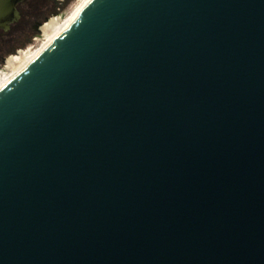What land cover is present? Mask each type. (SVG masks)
I'll return each instance as SVG.
<instances>
[{"label": "water", "instance_id": "95a60500", "mask_svg": "<svg viewBox=\"0 0 264 264\" xmlns=\"http://www.w3.org/2000/svg\"><path fill=\"white\" fill-rule=\"evenodd\" d=\"M0 264H264V0H91L0 91Z\"/></svg>", "mask_w": 264, "mask_h": 264}, {"label": "rangeland", "instance_id": "374dc122", "mask_svg": "<svg viewBox=\"0 0 264 264\" xmlns=\"http://www.w3.org/2000/svg\"><path fill=\"white\" fill-rule=\"evenodd\" d=\"M70 2V7L67 8L65 14L70 12L79 0H70ZM57 6V0H40L33 15L26 14L23 28L13 30L12 37L0 39V56L12 48L15 51L14 54L10 53L6 55L7 59L5 63L0 62V73L6 66L14 63L17 58L26 53L28 48L37 46L39 44L37 39L45 38L47 36V29L65 15L59 16ZM46 17H49L50 20L42 26L41 35H36L34 30L36 22L45 21Z\"/></svg>", "mask_w": 264, "mask_h": 264}, {"label": "bare ground", "instance_id": "6f19581e", "mask_svg": "<svg viewBox=\"0 0 264 264\" xmlns=\"http://www.w3.org/2000/svg\"><path fill=\"white\" fill-rule=\"evenodd\" d=\"M90 1L79 0L70 12L47 29V36L45 38L37 39L39 42L37 46H31L14 63L6 66L0 73V91L26 68L74 20Z\"/></svg>", "mask_w": 264, "mask_h": 264}, {"label": "flooded vegetation", "instance_id": "af4514ba", "mask_svg": "<svg viewBox=\"0 0 264 264\" xmlns=\"http://www.w3.org/2000/svg\"><path fill=\"white\" fill-rule=\"evenodd\" d=\"M20 5H21V4H20ZM20 5H19V6H20ZM21 15H22V13H21ZM21 19H22V17H21ZM21 19H20V20H21ZM48 20H50V18H49V17H46V18H45V21L42 20V21H37V22H36V24H35V26H34V30H35V34H36V35H41V29H42V26H44V24H45ZM13 25H14V24H13ZM5 33H6V32H4L3 30H0V37L4 36ZM13 50H14V48L8 50L7 53H5V54H3L2 56H0V62H1V63H5V60L7 59L6 55L12 53Z\"/></svg>", "mask_w": 264, "mask_h": 264}, {"label": "built area", "instance_id": "2783aa9c", "mask_svg": "<svg viewBox=\"0 0 264 264\" xmlns=\"http://www.w3.org/2000/svg\"><path fill=\"white\" fill-rule=\"evenodd\" d=\"M70 3L71 2L69 0H57V11L59 16L65 14L67 8L70 7Z\"/></svg>", "mask_w": 264, "mask_h": 264}, {"label": "trees", "instance_id": "16d2710c", "mask_svg": "<svg viewBox=\"0 0 264 264\" xmlns=\"http://www.w3.org/2000/svg\"><path fill=\"white\" fill-rule=\"evenodd\" d=\"M69 1H70V0H69ZM14 53H15V51L12 52V54H14Z\"/></svg>", "mask_w": 264, "mask_h": 264}]
</instances>
